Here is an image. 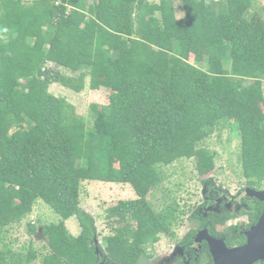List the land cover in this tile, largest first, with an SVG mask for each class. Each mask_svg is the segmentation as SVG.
<instances>
[{
	"label": "trees",
	"instance_id": "obj_1",
	"mask_svg": "<svg viewBox=\"0 0 264 264\" xmlns=\"http://www.w3.org/2000/svg\"><path fill=\"white\" fill-rule=\"evenodd\" d=\"M180 4L177 18L173 0H0V264H139L184 213L151 207L159 168L194 158L199 175L212 171L215 154L200 145L222 124L238 133L247 186L264 188L262 8L258 0ZM52 84L105 89L107 104H92L86 120ZM93 181L129 185L137 196L107 210L103 245L79 205L81 184ZM37 202L59 217L42 225V257L30 243L5 242ZM196 216L188 219L203 228ZM229 216L206 228L219 235ZM72 218L77 236L65 225ZM38 230L26 223L29 236Z\"/></svg>",
	"mask_w": 264,
	"mask_h": 264
},
{
	"label": "rangeland",
	"instance_id": "obj_2",
	"mask_svg": "<svg viewBox=\"0 0 264 264\" xmlns=\"http://www.w3.org/2000/svg\"><path fill=\"white\" fill-rule=\"evenodd\" d=\"M32 1V0H27ZM158 0H151L157 2ZM260 4L259 17L264 21V0H258ZM176 16L181 18L183 11L180 0H173ZM193 57L189 62L192 63ZM66 73V72H64ZM264 91V85H263ZM49 92L58 98L65 99L73 106L76 114L83 116L86 120L90 116L92 104H107V92L101 89L92 92L85 89L77 94L66 88L52 84ZM264 111V105L262 106ZM235 127V126H234ZM240 139L235 128L227 125L218 126L214 134L204 141L200 148L206 149L215 154L214 169L205 175H199L196 170L197 160L182 159L167 167H160L163 182L150 193L148 200L155 212H160L170 205L178 207L184 212L179 216L177 223L173 224L172 238L161 235L159 241L153 246L146 248V254L139 264H168V257L172 254L176 243L189 231L197 228V223L188 219L195 208L202 201V180L210 179L209 183L214 184L221 190L236 194L237 191L247 186V181L242 177L241 164L239 161ZM264 189V188H263ZM137 198L134 190L129 185H118L100 182H83L80 187L79 205L80 208L89 213L95 220L97 228L96 242L103 245L104 239L111 235V224L107 219V210L116 206L120 201L135 200ZM57 217L49 207L42 202H37L31 212L19 225H15L7 230L5 242L13 249L27 246L29 243L42 257L46 250L43 248L44 238L37 231L36 235L29 236L26 232V223L36 224L39 230L42 225L58 222ZM235 221H231L233 224ZM66 228L71 235L77 236L80 228L75 218L68 220ZM226 227L218 228L222 232ZM105 244V243H104ZM34 264H39V261Z\"/></svg>",
	"mask_w": 264,
	"mask_h": 264
},
{
	"label": "flooded vegetation",
	"instance_id": "obj_3",
	"mask_svg": "<svg viewBox=\"0 0 264 264\" xmlns=\"http://www.w3.org/2000/svg\"><path fill=\"white\" fill-rule=\"evenodd\" d=\"M247 188L253 189L255 191H264L263 188L254 189L245 186L233 195L228 191L226 192L220 188H217L212 183L206 186V188L203 184L201 197L202 201L194 211L197 215L195 217L196 220L199 219V215H201V219H205L204 227L201 228L202 224L197 223L195 235L192 237L191 241L181 243L182 239L184 238L183 237L176 243L174 249L172 250V254H170V258L168 257V264H213V259L209 252L207 242L204 240L196 241L198 232L203 229L207 230L209 236L215 239H222L228 249L245 245L247 243L245 233L251 227L256 225L264 209V203L258 201L254 197H249L246 194ZM257 203L262 205V209L259 211V214L256 210ZM225 212H227V216L228 214L230 216L227 218L224 224H217L215 230L218 232V228H226L222 232H218L219 235L214 236L212 232H209V230L206 228V225L212 224V221H214V216H224ZM256 216L258 217L256 218ZM233 220L235 222L231 224L230 222ZM232 227H237V229L235 228L233 230V233H231ZM239 236H242L243 239ZM100 264H103V262ZM253 264H264V261L260 259Z\"/></svg>",
	"mask_w": 264,
	"mask_h": 264
},
{
	"label": "water",
	"instance_id": "obj_4",
	"mask_svg": "<svg viewBox=\"0 0 264 264\" xmlns=\"http://www.w3.org/2000/svg\"><path fill=\"white\" fill-rule=\"evenodd\" d=\"M246 194L264 203V191L247 188ZM41 230H38L39 233ZM245 237V245L228 249L222 239L209 236L207 230L203 229L198 232L196 241L207 242L213 264H253L260 259L264 261V209L256 225L245 233Z\"/></svg>",
	"mask_w": 264,
	"mask_h": 264
}]
</instances>
